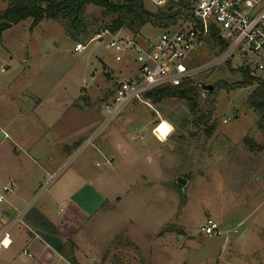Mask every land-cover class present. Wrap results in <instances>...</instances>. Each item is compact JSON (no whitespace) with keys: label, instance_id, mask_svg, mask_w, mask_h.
Wrapping results in <instances>:
<instances>
[{"label":"rangeland","instance_id":"rangeland-1","mask_svg":"<svg viewBox=\"0 0 264 264\" xmlns=\"http://www.w3.org/2000/svg\"><path fill=\"white\" fill-rule=\"evenodd\" d=\"M10 1L0 0V13ZM143 1L153 14L167 6ZM114 19L101 8L88 7L76 40L69 37L64 21L45 20L32 30L28 19L3 33L0 185L14 183L4 181L15 159V144L28 143L29 137H15L14 132H71L63 140L80 134L81 145L56 149L63 158L50 175L42 174L38 164L34 167L42 186L33 198L39 207L64 181L106 175L109 202L87 221L78 216L80 232L67 241L66 253L73 251L80 264H264V150L250 146L262 145L264 139L258 116L247 104L256 86L222 89L214 110L201 90L196 92L195 111L179 98L159 105L134 101L104 126L117 86L138 68L130 54L108 48L116 35L108 29ZM163 32L146 25L138 35L127 29L118 34L155 44ZM176 32L177 26L171 28ZM77 44L85 50L76 53ZM219 57L206 39L188 66L206 67ZM240 66L237 59L231 62L234 70ZM196 81L232 85L241 76L220 62ZM20 160L25 161L23 155ZM24 165L31 172L33 166ZM178 178L188 181L184 190ZM3 209H8L6 202L0 203V228L17 217H5ZM210 220L218 226L211 238L202 231ZM19 227L23 224L17 221L10 230Z\"/></svg>","mask_w":264,"mask_h":264},{"label":"built area","instance_id":"built-area-1","mask_svg":"<svg viewBox=\"0 0 264 264\" xmlns=\"http://www.w3.org/2000/svg\"><path fill=\"white\" fill-rule=\"evenodd\" d=\"M151 1L160 7L166 6L170 1L184 4L195 23L190 19L179 23L175 34L171 33V28L165 29L155 44L142 43L137 40V36L113 35L108 48L119 54H130L138 68L129 81L117 86L113 104L106 107L108 119L104 126L131 102L149 105L145 99L147 93L160 87H178L185 81H195L197 76L220 62L227 63L237 59L241 64L238 69L264 81V0ZM212 27L225 42L226 50L217 61L206 67L188 66L194 52L206 39H210ZM84 50L85 46L82 44H77L74 49L76 53ZM121 60L118 56L117 61ZM229 120H224V123ZM5 137H8L7 134ZM14 187L13 182L0 185V203L6 202ZM17 221L21 220L17 218L15 223ZM10 228L0 234V253L12 245ZM217 229V224L210 220L202 231L211 238L217 235Z\"/></svg>","mask_w":264,"mask_h":264},{"label":"crops","instance_id":"crops-1","mask_svg":"<svg viewBox=\"0 0 264 264\" xmlns=\"http://www.w3.org/2000/svg\"><path fill=\"white\" fill-rule=\"evenodd\" d=\"M22 132H14V136L29 137L26 139L28 143H22L19 140L15 144L16 147L13 150L15 153L12 155L15 159L14 162L12 160L10 172H7L4 182L12 180L16 186L6 200L8 209L2 211L7 218L15 214L16 219L21 220L23 228H17L18 231L14 233L9 230L12 245L6 250L9 252L5 256L0 255V264H71L59 253L60 249L66 248L67 241L73 240L80 232V224L78 228L75 226L78 216L86 218L87 221L109 202L105 189L108 184L106 175L95 173L93 177L80 176L75 181H64L63 185L43 201L41 206L35 207V201L38 199L33 198L42 185L35 177L36 168L34 167L38 164L42 174L50 175L51 169L56 168L63 158L62 154H59L60 151L56 149L61 144H65L66 147L63 149L67 151L70 144L81 145L82 143L79 139L80 134L74 133L71 139H62L69 136L71 132L62 133L53 129L42 134L31 131ZM21 155L25 161L20 160ZM24 162L33 166L31 172L27 169L29 165H24ZM32 175L34 178L31 177ZM27 206L31 207L24 215ZM58 207L61 208L58 210ZM10 224L3 225L4 227L0 228V234L12 227L13 223ZM23 257L28 260L23 262L21 260ZM77 263L80 264L79 261Z\"/></svg>","mask_w":264,"mask_h":264},{"label":"trees","instance_id":"trees-1","mask_svg":"<svg viewBox=\"0 0 264 264\" xmlns=\"http://www.w3.org/2000/svg\"><path fill=\"white\" fill-rule=\"evenodd\" d=\"M90 6L101 8L107 14L115 16L112 24L108 27L111 34H118L121 30L127 29L133 35H138L146 25L165 30L189 19L195 23V20L190 16L189 9L184 4L173 1H170L162 11L153 14L146 10L143 0H121V3L118 4L108 0H11L8 9L0 13V41H2V35L6 30L28 19L32 20V30L45 20L64 21L69 37L76 40L80 31H83L81 29L84 27L86 11ZM210 34L212 48L220 56L227 46L214 27L211 28ZM227 64L232 75L241 76V81L232 85L218 82L214 86V91L207 94L209 106L211 110H214L216 99L222 89L231 92L256 86L247 104L258 116V128L264 139V81L242 69L234 70L231 67V62H227ZM196 83L197 81H185L178 87H160L147 93L145 99L153 105H159L165 99L179 98L187 103L189 109L195 111L198 108L196 92L200 91L196 87ZM210 130L214 131L215 125H212ZM250 146L255 150H264V142L262 145L251 142ZM66 248L62 247L59 253L69 263L78 264L74 252L66 253Z\"/></svg>","mask_w":264,"mask_h":264},{"label":"water","instance_id":"water-1","mask_svg":"<svg viewBox=\"0 0 264 264\" xmlns=\"http://www.w3.org/2000/svg\"><path fill=\"white\" fill-rule=\"evenodd\" d=\"M196 87L199 88V89H200L201 91H203L204 93H207V94L213 92V91H214V88H215L214 85H212V84H207V83H205V82H203V81H198V82L196 83ZM177 182H178V185H180V186L183 188V190L185 189V186H186L187 183H188L187 180H184V179H182V178H178Z\"/></svg>","mask_w":264,"mask_h":264}]
</instances>
